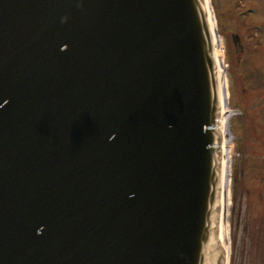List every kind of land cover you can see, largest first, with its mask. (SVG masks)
<instances>
[{"label": "water", "instance_id": "obj_1", "mask_svg": "<svg viewBox=\"0 0 264 264\" xmlns=\"http://www.w3.org/2000/svg\"><path fill=\"white\" fill-rule=\"evenodd\" d=\"M213 36L206 0H0V264H226Z\"/></svg>", "mask_w": 264, "mask_h": 264}, {"label": "rangeland", "instance_id": "obj_2", "mask_svg": "<svg viewBox=\"0 0 264 264\" xmlns=\"http://www.w3.org/2000/svg\"><path fill=\"white\" fill-rule=\"evenodd\" d=\"M228 89V264H264V0H209ZM238 36L235 45L232 36Z\"/></svg>", "mask_w": 264, "mask_h": 264}, {"label": "bare ground", "instance_id": "obj_3", "mask_svg": "<svg viewBox=\"0 0 264 264\" xmlns=\"http://www.w3.org/2000/svg\"><path fill=\"white\" fill-rule=\"evenodd\" d=\"M207 4V13L209 17V24L211 26V31H215L214 26V18L213 13L211 11L209 0H206ZM213 43L215 48V56H216V69H217V76H218V85H219V99H220V113L223 117L221 126L223 127L224 136L227 133V124H228V118H225L224 115L228 110V89H227V81L225 76V70H224V57L222 53V47L220 40L218 39V36H213ZM225 153V146L223 144V154ZM229 186L228 182V165L224 161V156L222 158V172H221V178L219 182L220 187V198H219V204H218V211H219V223L217 225V238L220 246V250L222 253V256H225L226 262H227V255H228V246H227V234L225 232V228L223 225V221L221 219V210L225 203V191L227 187Z\"/></svg>", "mask_w": 264, "mask_h": 264}, {"label": "flooded vegetation", "instance_id": "obj_4", "mask_svg": "<svg viewBox=\"0 0 264 264\" xmlns=\"http://www.w3.org/2000/svg\"><path fill=\"white\" fill-rule=\"evenodd\" d=\"M228 255H229V253H228ZM228 255H227V264H228ZM258 262H256L255 264H257Z\"/></svg>", "mask_w": 264, "mask_h": 264}]
</instances>
